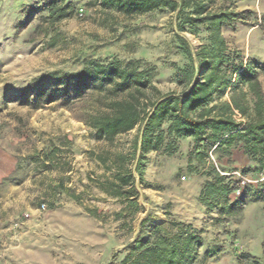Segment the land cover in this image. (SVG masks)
<instances>
[{"label":"rangeland","instance_id":"1","mask_svg":"<svg viewBox=\"0 0 264 264\" xmlns=\"http://www.w3.org/2000/svg\"><path fill=\"white\" fill-rule=\"evenodd\" d=\"M44 1L0 0V264H111L137 238L149 214L159 226L173 220L202 230V257L206 249L221 247L217 257L198 264H264V196L222 224L218 212H209L199 201L209 166L217 160L212 151L201 165L194 159L190 163L192 139L181 140L173 156L150 153L146 183L139 187L142 210L129 223V232L123 221L114 219L121 204L98 187L110 176L98 156L131 152L137 130L113 141L99 140L89 125L100 108L97 95L76 97L70 91L67 97L55 88L45 91L49 81L30 87L51 73L79 72L92 59H118L155 67L159 90L178 92L175 66L185 60L175 34L193 49L208 34L179 32L176 14L166 10L128 18L105 11L97 0H69L76 8L73 18L55 26L44 21L48 11L25 21L26 10ZM208 1L214 10L243 13L223 34L245 62L264 64V0ZM259 80L264 92L263 74ZM54 150L52 166L47 156ZM221 162L254 167L239 149ZM233 177L240 182L232 200L249 186L253 193L260 191L264 183L262 174L237 172ZM61 183L80 201L63 193ZM87 210H98L106 219H96Z\"/></svg>","mask_w":264,"mask_h":264},{"label":"trees","instance_id":"2","mask_svg":"<svg viewBox=\"0 0 264 264\" xmlns=\"http://www.w3.org/2000/svg\"><path fill=\"white\" fill-rule=\"evenodd\" d=\"M97 1L105 11H116L128 18L166 10L176 14L179 32L208 34L194 49L184 37L175 34L177 51L185 60L182 66H175L178 92L164 94L159 90L154 84L155 67L141 68L135 61L118 59H92L79 72L51 73L30 86L35 89L42 81H49L45 91L55 88V93L63 92L67 97L70 91L76 97L97 95L100 108L90 116L89 125L99 140L113 141L137 130L131 152L98 156L110 173L105 181L98 182V187L122 206L114 219L123 221L132 231L129 223L142 210L139 187L146 183L147 156L159 151L173 156L179 142L185 139L194 141L190 163L194 159L203 164L211 151L217 157L216 163L209 166L208 179L199 195L200 203L209 212H218L217 222L225 223L247 203L263 201L264 183L260 191L253 193L249 186L242 196L232 200L240 182L233 173L264 175V92L259 80L264 75V64L245 62L239 51L229 47L223 34L242 19L243 13L214 10L208 0ZM75 10L69 0H46L40 6L29 7L25 21L48 11L44 21L49 27L55 26L73 18ZM53 97L50 94L49 98ZM236 149L248 156L254 167L239 169L222 164L223 156L230 160ZM56 151L47 156L49 165L54 166ZM58 187L80 201V196L64 183ZM87 211L96 219H106L98 210ZM204 247L202 230L173 220L159 226L149 214L141 221L137 238L111 264H198L202 258L210 260L222 252L220 246H214L206 249L202 257Z\"/></svg>","mask_w":264,"mask_h":264},{"label":"built area","instance_id":"3","mask_svg":"<svg viewBox=\"0 0 264 264\" xmlns=\"http://www.w3.org/2000/svg\"><path fill=\"white\" fill-rule=\"evenodd\" d=\"M82 15V14H81ZM183 179H186V177H183Z\"/></svg>","mask_w":264,"mask_h":264}]
</instances>
